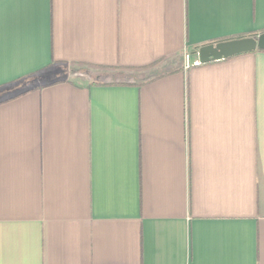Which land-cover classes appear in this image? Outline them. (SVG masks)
Segmentation results:
<instances>
[{"label":"crops","instance_id":"1","mask_svg":"<svg viewBox=\"0 0 264 264\" xmlns=\"http://www.w3.org/2000/svg\"><path fill=\"white\" fill-rule=\"evenodd\" d=\"M263 32L264 0H0V264H264V52L184 70Z\"/></svg>","mask_w":264,"mask_h":264},{"label":"water","instance_id":"2","mask_svg":"<svg viewBox=\"0 0 264 264\" xmlns=\"http://www.w3.org/2000/svg\"><path fill=\"white\" fill-rule=\"evenodd\" d=\"M257 51L264 52V32L253 37L214 42L200 47L195 54L201 64H208Z\"/></svg>","mask_w":264,"mask_h":264},{"label":"built area","instance_id":"3","mask_svg":"<svg viewBox=\"0 0 264 264\" xmlns=\"http://www.w3.org/2000/svg\"><path fill=\"white\" fill-rule=\"evenodd\" d=\"M202 65L199 59L198 54L192 55L190 52L185 53V65H184V70L188 71L193 67H197Z\"/></svg>","mask_w":264,"mask_h":264},{"label":"trees","instance_id":"4","mask_svg":"<svg viewBox=\"0 0 264 264\" xmlns=\"http://www.w3.org/2000/svg\"><path fill=\"white\" fill-rule=\"evenodd\" d=\"M253 36H256V34H249V35H244V36H239V37L227 38V39L220 40L218 42L226 41V40H233V39H238V38H244V37H253ZM5 102H7V101H5ZM2 103H4V102H2Z\"/></svg>","mask_w":264,"mask_h":264},{"label":"rangeland","instance_id":"5","mask_svg":"<svg viewBox=\"0 0 264 264\" xmlns=\"http://www.w3.org/2000/svg\"><path fill=\"white\" fill-rule=\"evenodd\" d=\"M112 78H102V81H108V80H111Z\"/></svg>","mask_w":264,"mask_h":264}]
</instances>
